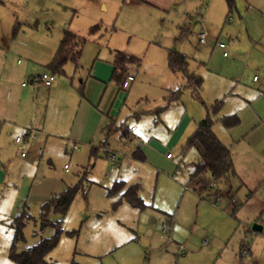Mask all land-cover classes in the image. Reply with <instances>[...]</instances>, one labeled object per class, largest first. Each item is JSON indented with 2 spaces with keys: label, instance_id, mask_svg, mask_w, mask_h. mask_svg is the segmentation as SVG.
Segmentation results:
<instances>
[{
  "label": "rangeland",
  "instance_id": "obj_1",
  "mask_svg": "<svg viewBox=\"0 0 264 264\" xmlns=\"http://www.w3.org/2000/svg\"><path fill=\"white\" fill-rule=\"evenodd\" d=\"M31 1L23 4L19 0H0V107L28 114L33 99L38 98L44 110L48 87L31 83L32 78L25 74L26 65L37 62L36 58L44 60L47 51L43 46L64 28H77L79 37L87 42L78 64L69 61L64 74H55L53 85L63 84L50 102L49 118L61 116L66 132L63 139L40 141L38 130L28 127L19 137L24 138L33 129L36 139L17 150L15 134L0 136L7 148L11 145L16 160L6 184L0 185V264H15L10 258L14 237L12 218L25 210L38 219L44 202L73 186H80V191L61 227L55 229L51 225L43 227L41 221L30 222L24 231L25 241L17 245V252L62 230L57 248L47 257L58 264H72L73 260L79 264H264V230L253 231L255 224L264 225L234 215L232 209L227 211L230 190L226 186H219V199L208 193L200 196L185 188L198 154L194 149L186 150V139L180 138L177 127L186 109L192 114L195 105L204 109L202 101L209 103L203 93L202 101L196 99L183 77L171 74L167 63L165 70L161 48L153 47L181 46V42L176 46L172 39L175 29L178 30L175 23L172 25L173 14L165 20L159 19L156 10L142 6L138 20H133L131 7L125 5V0H46L40 4ZM207 4L208 0L187 2L192 30L182 43L183 52H188L185 55L190 58L189 71L204 77L207 65H202V58L206 47L199 43L197 33L203 28L213 30L212 26L201 27L199 23ZM226 14L221 23L213 25H218L219 43L229 47V43L248 39L249 44L251 41L264 44V28L252 25L249 35L239 36L237 28L231 31L229 24L225 25ZM230 18L241 19L236 12ZM97 25L100 29L94 33L92 29ZM7 43L14 57L6 54ZM128 48L140 59V65L130 66L128 75L136 81L121 89L111 79L114 50L129 54ZM228 52L232 57L231 49ZM50 58L47 65L38 64L34 76L51 74L48 64L53 61V55ZM96 63L111 69L101 91L93 80L97 79L93 69ZM208 68H213V64ZM214 80H207L212 90L216 88ZM176 89L183 91L182 103L167 106L164 99L167 91ZM99 104L102 109H112L116 121L108 122L114 131L107 138L91 113ZM14 116L0 115L4 124L20 127L21 119L17 121ZM237 116L247 122L252 114L242 109ZM219 123L224 144L235 154L242 151L244 146L233 144L231 130ZM132 128L136 131L131 134ZM123 129L129 132L125 137H122ZM25 149L29 163L16 158V153ZM139 149L146 156L144 162L132 158ZM34 160L39 161L37 167L30 163ZM119 181L125 182V188L139 182L147 208L135 209L122 201L123 191L110 193ZM49 219L56 223L61 218L51 213ZM144 240L148 245H144ZM251 249L254 254L242 257L244 250Z\"/></svg>",
  "mask_w": 264,
  "mask_h": 264
},
{
  "label": "crops",
  "instance_id": "obj_2",
  "mask_svg": "<svg viewBox=\"0 0 264 264\" xmlns=\"http://www.w3.org/2000/svg\"><path fill=\"white\" fill-rule=\"evenodd\" d=\"M19 1L24 4L28 0ZM45 1L46 0H33L31 2L33 4H40ZM187 2H190V0H125V5L131 7V9L129 8V10H132L131 13L133 20H138L137 14L139 10L143 9L142 6L156 10L158 12H156V14L160 16L159 19H162L163 17L165 20V17H170L171 14H173L174 20L172 22V25L175 23L178 30L175 29V33L173 34L172 39L176 43V46L177 44H179V42H181L179 44L181 46H179V48L177 46V49H163L159 45H154L153 47L161 48V53L163 52L161 55V63L163 68L166 70L167 63L171 74L176 77L181 75L186 82V85L187 81L184 75L180 72H174L171 69L168 60V52L169 50L174 49L184 55L185 53H188L183 52L185 51L183 50L185 48L182 47L183 40L186 39L185 36L187 34H190L192 30L191 24L189 23V19H192V16L189 12H187ZM228 8L229 7L226 0H208L205 16L202 17V20L199 22L201 27H213L212 31L204 30L203 28L197 33V39L200 32L207 31L210 33L209 42L207 43L208 45H204L206 47V55L202 58V65H207V68L205 70L206 76L204 77L201 75L203 77V92L201 91V93L204 94V97L206 98L210 106L215 104L217 101L223 100L221 109L217 114V121L213 127L215 134L220 140L221 131L219 130V122L221 118L238 114L242 109H247L252 114L250 121L245 122L243 118L241 119V122L237 127L230 129V136L233 139V144L240 143L238 147H244L242 148V151L240 150L241 152L238 151L236 154L233 152L236 174L231 178V184L229 186H226L227 189L230 190L227 195V197H229V201L226 203V205L227 211H229V209H232L234 215H236L237 213V216L239 215V217L248 219V221L252 223L260 221L261 223H263L262 225H264V44H262L261 42L253 43V41H251V43L249 44L248 39H246V41L243 40V43L239 42L237 44L234 42L233 45L229 43V47L227 46V51L228 49H231L233 56L231 57L230 54L228 56H224V50L221 49L218 45L219 36L216 35V27H218L217 24L223 21L224 13H227L224 22L225 25L229 24L228 26H230L231 31H234V28H237L239 36L241 35V33L243 36L245 34L249 35L252 29V25H257L264 28V0H236L235 9L231 12ZM233 12L239 14V17L241 18L239 21H231L230 16L233 14ZM67 17H69V14L67 15ZM198 20L199 19H196L194 21L198 22ZM214 23H217L215 24V27L213 26ZM71 29L74 30L72 31L74 32V34L79 36V30L77 28L71 27ZM71 29L64 28V30H62L61 32H57L55 38L51 42H49V44H45V46H43L44 51H47V57L45 56L46 58L44 60L36 58L35 61L39 63L33 62V64L28 63L26 65L25 74L29 75L32 78L31 83L37 84L36 81H38L40 77V75L34 76V73H36L38 70V64L47 65L46 63L48 61V56L49 60L51 59V55H53V57L55 56L65 32L67 30L71 31ZM181 30H183V32ZM147 31L150 32V28ZM183 33L186 35L181 38V35ZM245 42L248 43L245 44ZM6 45H8L6 54L8 56L14 57V55H12L10 51L11 45H9V43H7ZM114 51L115 53L122 52L117 50ZM126 51L129 53L128 55L137 56L135 52H129V48L126 49ZM212 64L213 68L209 70L208 67H210ZM93 69H95L94 74L97 77V79L94 78L93 80L98 84L96 86H98L99 91H101L102 87L105 86L106 77H109L111 69L110 67L104 68L103 65H99L97 63L94 65ZM114 70L115 67L113 62V72L111 75V79L113 77ZM224 73H226V75H224ZM251 76H253L252 84L250 82ZM255 77H258V79L255 80ZM36 78L38 79L36 80ZM212 78L215 79V90H212L210 88L211 85L209 86L207 82V80H213ZM135 81L136 80L134 79L131 82ZM61 84L63 83L59 82L55 86L52 85L51 87H48V96L46 97L44 103V110L42 109L44 108V106L42 107L39 105L38 98L33 99V106L28 111V114H26V112L23 114L20 112H13V109L10 107H0V115L12 114L16 115L14 116V118L17 121L21 119L19 122L21 126L16 128L14 126L10 127L9 125L4 124L2 122V118L0 117V136L3 133H13V135L15 134V137L17 138L21 135V132L23 133L25 129L31 127L38 130L40 141L44 140L48 143L50 140H62V136L66 135V132L64 131L65 122L61 120V116L59 114L57 116L53 115L51 117L52 119L49 118L50 102L55 96L56 92L62 89ZM38 89L40 90L39 87ZM170 91L173 90L167 91V94L164 98L165 101ZM35 92L36 90L33 88L31 94L32 97L36 95ZM200 101H202V97ZM180 103H182V101L177 104L180 105ZM202 104L205 106V108L203 107L204 109H198V106L195 105V112L192 114H189L188 109H186L184 117L177 127V130H180V138L186 139V145L188 139L195 133L198 124L208 116L207 106L209 105L205 104L203 101ZM100 107L101 106L99 104L97 108H92L91 113L94 117H96L95 119L97 121V125L100 129H102V135L107 138V133H110L111 130L114 131L112 125H107L108 122H110V124L111 122L112 124H115L116 121L114 120V117H112V109H102ZM39 116L41 117V121L39 120ZM106 129H109L110 131L107 132ZM115 129H118V127H116ZM133 129L134 128H132L130 131L131 134L136 131ZM128 134L129 132H127V135ZM127 135H123L122 130V137H125ZM16 138L14 145L18 150L19 148L21 149L24 144H18L16 142ZM113 156L115 159V155ZM16 158L20 162L29 163V157L27 156L26 158H22L21 153H16ZM132 158L139 159L142 162L146 161V156L140 149L134 153ZM15 162L16 160H14V157L12 155L11 145L10 148H7L3 143H1L0 139V185L6 184L10 169L11 167L14 168ZM32 162L30 163L32 164ZM32 166L34 165L32 164ZM128 187L125 188L124 185V187L120 191L125 192ZM219 197L220 195L216 198L219 199ZM235 198L237 200H235ZM13 219L14 218H12V221ZM249 251L250 254H254L252 249ZM10 254L12 256L14 252H11Z\"/></svg>",
  "mask_w": 264,
  "mask_h": 264
},
{
  "label": "trees",
  "instance_id": "obj_3",
  "mask_svg": "<svg viewBox=\"0 0 264 264\" xmlns=\"http://www.w3.org/2000/svg\"><path fill=\"white\" fill-rule=\"evenodd\" d=\"M229 10L232 12L236 6V0H226ZM100 29V26H95L92 31L95 33ZM186 34H182L181 38ZM87 40L67 30L57 49L53 61L48 68L53 75L64 74V68L69 61L76 65L83 55V50ZM168 60L171 69L174 72H180L184 75L187 81V87L190 88L194 97L201 99V91L203 87V78L189 71L188 56L178 52L177 50H169ZM131 65H140V59L128 55L123 52H117L114 60V74L112 80L119 86L123 87L127 79L130 77L128 71ZM183 95L182 89L170 91L166 97L167 106L177 104L181 101ZM223 100L217 101L215 104L207 107L208 116L197 126L195 133L188 139L186 150L194 149L198 154L197 162L192 164V171L189 174L188 181L185 184L186 189L197 192L200 196L203 193H208V196L218 197L221 190V185L229 186L231 178L235 176L234 153L227 147L215 134L213 127L216 123V118ZM223 126L227 129L237 127L241 120L237 114L225 116L220 119ZM109 132V129H106ZM127 130L123 129V135H127ZM109 134V133H107ZM215 184V188L211 185ZM124 182H116L110 193H117L124 187ZM80 191V186L68 187L63 193L54 195L48 201L41 205L39 218L36 219L25 210L15 217L12 221L11 228L14 230V237L11 245V260L15 264H58L50 262L47 257L57 248L62 230H58L51 238L40 240L36 245L28 247L23 251L17 252V245L25 241V228L34 221L45 226H52L59 229L67 216L72 203L75 200L77 193ZM142 185L140 183L133 184L123 192L121 200L127 202L131 207L139 210H144L147 206L141 196ZM51 213H56L60 216V220L56 223H51L49 217ZM74 236V233H70ZM72 264H79L73 260ZM102 264V262L98 263Z\"/></svg>",
  "mask_w": 264,
  "mask_h": 264
},
{
  "label": "built area",
  "instance_id": "obj_4",
  "mask_svg": "<svg viewBox=\"0 0 264 264\" xmlns=\"http://www.w3.org/2000/svg\"><path fill=\"white\" fill-rule=\"evenodd\" d=\"M21 1H24V0H21ZM209 36H210V33L207 32V31L200 32L198 34L199 43L201 45H203V46L206 45ZM218 45H219V47L221 49L224 50V56H228L229 53L227 51V45L225 43H219ZM257 79H258V77H255V80H257ZM133 80H134V78L130 76L127 79L126 83L123 85L122 88L125 89L127 87L128 82H131ZM54 81H55V75H53L52 73L51 74L50 73H45V74H43V75H41L39 77V79H38V81H36V83H42V84L46 85L47 87H51L53 85ZM133 130H135V129H133ZM35 139H36V131L31 129V130L27 131V133L25 134L24 138L18 137L16 139V142L18 144H20V145L21 144H31L32 142H34ZM27 156H28V150L27 149L22 150L21 151V157L22 158H26ZM112 158L114 159V156ZM32 164L35 167H37L39 165V161L38 160H34L32 162ZM66 171H68V167H66ZM211 187L215 188V184H212ZM204 245H207V241L204 242ZM249 255H250V251L249 250H244L242 252V257H247Z\"/></svg>",
  "mask_w": 264,
  "mask_h": 264
},
{
  "label": "water",
  "instance_id": "obj_5",
  "mask_svg": "<svg viewBox=\"0 0 264 264\" xmlns=\"http://www.w3.org/2000/svg\"><path fill=\"white\" fill-rule=\"evenodd\" d=\"M43 227H45V226L43 225ZM262 230H263V227H261L257 224H255L253 226V231H255V232H261ZM143 243H144V245H148V242L146 240H144Z\"/></svg>",
  "mask_w": 264,
  "mask_h": 264
}]
</instances>
